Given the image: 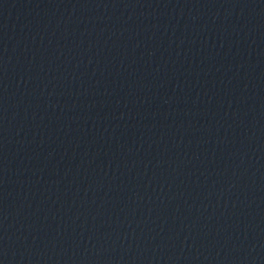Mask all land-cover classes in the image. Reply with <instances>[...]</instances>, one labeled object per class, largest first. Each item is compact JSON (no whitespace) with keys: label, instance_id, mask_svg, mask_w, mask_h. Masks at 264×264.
Here are the masks:
<instances>
[{"label":"water","instance_id":"water-1","mask_svg":"<svg viewBox=\"0 0 264 264\" xmlns=\"http://www.w3.org/2000/svg\"><path fill=\"white\" fill-rule=\"evenodd\" d=\"M0 264H264V0H25Z\"/></svg>","mask_w":264,"mask_h":264}]
</instances>
